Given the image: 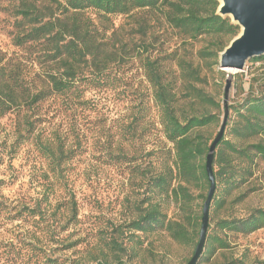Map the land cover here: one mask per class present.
Here are the masks:
<instances>
[{
  "label": "trees",
  "instance_id": "obj_1",
  "mask_svg": "<svg viewBox=\"0 0 264 264\" xmlns=\"http://www.w3.org/2000/svg\"><path fill=\"white\" fill-rule=\"evenodd\" d=\"M45 1L42 5L37 1L26 2L18 10L17 15L21 20L15 37L17 46L32 45L38 48L35 60L42 68L40 83L30 87L17 62L7 60L0 53V119L15 108L25 110L26 130L33 133L44 122L41 117L34 119L39 114L38 110L55 98L70 100L69 109L86 113L96 105L95 100L85 99L86 92L91 87L105 89L113 83L110 67L129 57L132 53L130 51H133L131 57H137L144 69L150 85V100L158 110V124L171 147L145 150L144 154L133 149L140 127L145 131L152 125L147 120L149 108L145 94L139 100L136 111H133L132 119L129 122H118L113 127L114 137L118 136V140L112 141L114 151L109 155L110 159L120 166L131 167L130 175L138 179L142 191V197L134 203V216L128 227L131 231L142 234L166 231L178 243L192 241L198 235V228L201 229L203 213L195 219L190 229L185 223L184 214L195 200L196 192H199V198L206 201L205 191L208 194L210 188L206 157L215 140L207 138L206 133L212 125L218 123V117L210 113L181 116L178 113L179 98L175 90L177 82L168 78L164 58L158 56L152 59L144 55L141 46L137 52L128 50L129 44L136 48L132 39L115 42L118 41V29L113 18L123 16L137 24L143 19L144 27L139 24L140 28L136 30L142 37L148 35L150 29L146 19L156 23L162 21L177 30L184 39L192 41L208 37L218 40L227 38L231 43L240 34L241 28L232 23L229 17L218 14L219 0ZM91 14L98 16L104 26L103 31L98 29ZM227 45L223 44L218 52H223ZM252 60L262 61L264 55ZM176 66L180 70L179 81L192 85V82L200 80L198 70L190 62L179 58ZM256 90L252 84L248 95L234 106L239 117L232 126L235 141L227 140L224 134L215 153L213 171L216 190L220 183H224L229 197L235 189L246 183L248 175L252 174L255 158L264 157V143L250 142L264 138V83L258 92ZM59 111L58 109L56 112ZM39 146L40 152L48 160L47 175L50 177V173L53 174L55 180L51 186H54L60 181L59 167L63 164V159H72L74 149L66 150V144L59 136L54 142L46 138ZM127 147L132 148L131 153H127ZM160 154L165 156L162 160L164 168L156 172ZM240 161L245 164L243 168ZM4 163V157L0 158V165ZM144 163H147L146 167L143 166ZM214 198L215 194L213 200ZM166 199H172L183 209V216L178 220L168 218L163 207ZM225 201L223 197L216 199V212L224 206ZM49 205H52L50 196H43L31 205L18 207H11L5 201H0L1 224L18 221L28 229L26 234H19L9 242L0 241V264H76L73 261L66 263V260L55 254L56 250L48 252L43 246L44 243L59 242L56 238L59 235L58 221L56 214L49 212ZM65 206L66 213L71 217L69 221L75 225L82 224L78 218V202L75 198L66 202ZM217 227L220 231L226 229L250 235L264 228V210H255L246 219L219 221ZM131 236L135 237L134 234ZM98 242L116 255L123 249L115 239L106 240L100 236ZM228 248L230 243L226 239L212 235L208 239L207 250L202 255L203 258L207 255L211 258L218 250ZM102 253L104 258L94 259L93 264H128L119 256L110 261L104 250Z\"/></svg>",
  "mask_w": 264,
  "mask_h": 264
},
{
  "label": "rangeland",
  "instance_id": "obj_2",
  "mask_svg": "<svg viewBox=\"0 0 264 264\" xmlns=\"http://www.w3.org/2000/svg\"><path fill=\"white\" fill-rule=\"evenodd\" d=\"M32 1L41 5L46 2L0 0V53L7 60L17 62L30 87H33V84L38 86L41 80L42 68L35 60L38 48L32 45L17 46L15 37L19 30L18 22L21 20L17 12L26 2ZM91 16L98 29L103 31L104 26L98 16ZM230 19L234 23L232 18ZM113 21L118 29V41L115 42L132 39L136 48L129 44L128 50L137 52L141 46L144 55L152 59L158 56L164 58L169 72L168 78L177 82L175 90L179 98L178 113L181 116L206 113L216 115L218 123L212 125L206 133L207 138L213 141L227 109L225 137L235 141L232 126L239 117L234 106L248 95L252 84L257 89L255 92L262 88L264 60L250 59L243 71L222 70L220 57L223 52L218 51L223 44H228L227 47L231 44L227 38L218 40L205 37L197 41L187 40L164 22L156 23L147 19L150 29L148 35L142 37L136 30L140 25L144 27L143 19L138 24L123 16L115 17ZM130 52L132 53L129 57L113 63L110 67L113 83L105 89L91 87L86 92L85 99L96 101L95 107L88 109L86 113L76 112L74 108L69 109L70 100L55 98L38 110L39 114L34 119L41 117L44 122L42 127L33 133L26 130L25 110L15 108L0 119V158L4 157L5 161L4 165H0V201H5L11 207H18L31 205L43 196H50L52 205L48 208L50 213L56 214L59 226V235L56 238L60 243L48 242L44 243L48 245L43 246L48 252L56 250L55 254L66 260V263L73 261L76 264H93L94 259L104 258V250L110 261L119 256L128 264H187L199 242L200 227L197 230L198 235L185 243L176 242L166 231L157 230L142 234L133 232L128 227L134 216V203L142 197V191L138 179L130 175L131 167L120 166L110 159L109 155L114 151L112 141L118 140V136L114 137L113 127L118 122H129L132 119L133 111H136L139 100L145 94L149 108L147 120L152 125L145 131L140 127L133 149L144 154L145 150L171 147L158 124V110L150 100V85L144 69L137 57H131L133 51ZM179 58L190 62L198 70L199 81L192 82V85L179 81L180 70L176 66ZM228 80H231V88L228 99L225 100ZM58 109L59 113L56 112ZM58 136L66 144V150L72 148L74 154L70 160L63 159V164L59 167L60 181L51 186L55 179L52 173L50 177L47 175L49 163L40 152L39 145L46 138L54 142ZM250 142L264 143V138ZM127 149V153H131L132 148ZM160 156L161 159L156 163V172L164 168L162 160L165 156ZM146 164L143 166L146 167ZM239 164L242 168L245 166L241 161ZM205 194L207 195V190ZM219 197L225 198L226 201L216 212L214 204ZM73 198L78 202V218L82 224L75 225L70 222L71 217L66 213L65 203L71 202ZM194 199L184 214L188 229L193 227L195 219L203 213L205 200L199 198V192L194 194ZM163 207L169 219L178 220L183 216V209L172 199H166ZM259 209L264 210V157L260 156L255 158L252 174L248 175L246 183L235 189L232 196L226 195L224 183L219 184L211 203L203 255L212 235L226 239L230 248L218 250L211 258L209 255L203 258L202 255L198 264H264V228L250 235H243L226 229L220 231L217 227L219 221L246 219ZM27 230L24 223L18 221L7 225L0 222V241L9 242L19 234H26ZM100 236L106 240H117L123 249L118 255L110 252L98 242Z\"/></svg>",
  "mask_w": 264,
  "mask_h": 264
},
{
  "label": "water",
  "instance_id": "obj_3",
  "mask_svg": "<svg viewBox=\"0 0 264 264\" xmlns=\"http://www.w3.org/2000/svg\"><path fill=\"white\" fill-rule=\"evenodd\" d=\"M218 14L232 18L233 22L241 28V33L221 54L220 67L222 70L243 71L250 59L264 55V0H222ZM230 88L231 80H228L225 100L228 99ZM227 116L228 110L226 109L222 126L206 157V172L210 188L203 206L199 242L193 257L187 264H198L206 244L210 207L216 191L213 164L217 147L225 134Z\"/></svg>",
  "mask_w": 264,
  "mask_h": 264
},
{
  "label": "bare ground",
  "instance_id": "obj_4",
  "mask_svg": "<svg viewBox=\"0 0 264 264\" xmlns=\"http://www.w3.org/2000/svg\"><path fill=\"white\" fill-rule=\"evenodd\" d=\"M220 1H222V0H220Z\"/></svg>",
  "mask_w": 264,
  "mask_h": 264
}]
</instances>
